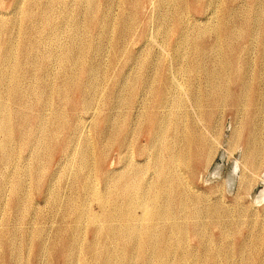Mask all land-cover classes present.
<instances>
[{
  "label": "rangeland",
  "instance_id": "374dc122",
  "mask_svg": "<svg viewBox=\"0 0 264 264\" xmlns=\"http://www.w3.org/2000/svg\"><path fill=\"white\" fill-rule=\"evenodd\" d=\"M14 1H0V15L5 13L9 15L13 9ZM105 1L110 2V0ZM115 1L116 5L109 14L105 5L102 4L103 16L105 14L106 16H111L113 20L110 22L107 36L102 40L98 36V32L94 30L93 25L86 27L88 22L83 17V11L72 12V7H61V9L55 10V17H57L55 22L57 24H60V20H62L60 13L72 15L80 19L79 32L82 35L81 39L83 41L81 44L86 45V48H84L87 51L90 49L85 60L88 61L87 64L99 67L96 73L97 77L94 76L95 79L91 81L95 83V86L91 85L87 87L86 93L89 103L85 105L82 104L78 94L84 90L83 86L88 82L87 75L83 71L81 72L82 69L78 65L74 69H71V66L73 67L71 62H56V58L47 56L48 51L51 50V45H54V40H56L53 36H48L49 40L46 38L44 43H37L34 38L30 39V36L24 37L20 32L30 28V22H23V20L10 28L13 33L11 39L8 36H0V46L2 48H4L5 42L8 39H10L12 45L17 47V54H15L13 61L12 58L10 61H6L0 56V71L4 70L5 72L0 85L2 92L7 98L6 101L9 105L7 107H9L10 111H22L20 103L26 102L29 105L28 110H26L30 115L34 112H40L48 120L56 117L55 114L62 115L59 117V122H61L59 125L61 129L59 131L60 136L58 135L52 140L48 138L45 140L43 138L39 144L33 141L22 147L21 143L13 141L10 143V148L14 149L12 160L5 162L3 159H0V181H2L0 184V264H33L37 259L35 254L37 252V238L35 234L38 230H41L44 238L50 242L54 240L65 241V239L70 237L67 233L71 228L75 215L72 212L71 205L67 201L71 197L77 199L79 196V189L75 187L73 182L79 180V177L82 175L78 158L79 151L82 148L79 147H84L87 143L80 140V144L78 143L79 150L77 149L78 153L75 152V155H72L70 158H67L57 148V144L63 143L64 139H66V136L77 121V116L82 120H80V127L83 128L84 135L92 137V142L95 141L99 132L104 133L107 131L102 121L103 117L106 115L111 116L117 123H121V118L125 117L134 129L133 133L127 138V143H130L128 147L130 146L131 149L130 147L129 149L133 150L134 159L132 158V162L141 163L144 167H140L139 169L144 173L143 177H145L146 181H151V186L156 184L160 176L155 173L153 157L156 152L158 153L157 150L159 149H161L159 150V154L161 152L160 156L165 157V152L163 151L165 145L164 142H159L154 147L155 145H150L146 136L141 137L146 129L147 122H143V116L146 112L158 116H164V114L172 112L176 115L182 127L190 126L192 122H197L196 124L205 130H207L205 126L208 127L207 131L211 132L208 134L212 137V143L215 146L214 156H211L212 159H209L207 162L195 165L196 173L184 171L186 173L184 183L186 184L187 191L189 190V197H187L188 204H191L192 199H195L198 201V206L203 210H208L212 205L218 203H222L226 209H230V215H204L197 219V222L204 227L202 236L207 240V254L215 256V264H264V151L262 156L263 166L259 172L254 173L252 170L246 168L244 164V143L248 136L247 128L249 124L256 127L260 125L259 140H261V149H264V54L261 47L264 33V0H228L229 12L225 10L226 0H200L201 4L205 6H196L195 0H166L165 2L164 0ZM72 2L78 1L72 0ZM209 2L211 6L207 5ZM177 13H179V17H177ZM260 14H263L259 19L262 22L261 28L259 23L256 25L252 20L253 17H258ZM225 16L230 18V27L234 28L236 33L230 37V72L231 68L235 66L234 72H239L238 75L245 73V76H249L248 80L250 84H258V86H261V89L253 86L244 95H237V86L230 82V95L235 97L238 108H234L231 104L232 97L230 96V103L229 100H225L218 104V107L212 106L211 108L209 106L201 110L197 106L195 98L197 95L203 96L202 89L207 84L204 70L201 66L197 67L194 71H191L190 68H185L192 63L200 62L202 58L207 61V64H212L215 57L226 54L224 50V47H226L225 43H223V40L220 41L217 38L221 37L217 30L221 27L223 17ZM9 18V16L6 17V19ZM177 19L184 20L183 24H178L179 21ZM56 23H53V25H56ZM90 23L93 24L92 22ZM64 24L66 26L63 25L60 34L62 45L67 43V38L71 33V30H69L71 29L70 25ZM210 25L215 31H212V34L208 33L198 40L200 45L213 46L209 50L208 56L201 57L202 54L198 48L194 47L193 40H186L182 43L177 41V34L181 29L192 38L197 29ZM124 26L126 27L124 28ZM39 28L42 33H45L46 26L43 23L39 25ZM49 28H52V26L50 25ZM74 28L76 29V27ZM106 29L103 28V30ZM246 29L248 31L252 29V33L250 35L246 33L243 36H238L240 33H245ZM35 44L40 49L39 51L35 50L37 48L34 47ZM97 44L100 45L98 51L94 48ZM224 58L226 57L224 56ZM83 61L81 59V62ZM71 70L75 73L76 82L83 80L81 82L82 88L76 86L74 89H65L62 93L46 92L44 98V102L46 103L42 107L35 106L40 95V84L52 82L62 85L67 81V73ZM168 78L172 80L171 82L176 89V92L175 89L174 92L181 99L180 102L182 101L181 106L174 103L171 105L167 104L165 107H159L156 103L158 88ZM16 80L18 81V93L22 97V100L19 99V101L10 98L9 93L10 86ZM33 86L36 87L35 91L31 92L30 88ZM120 94L126 99L132 98V102H122L121 98L123 96ZM71 103H76L79 106L72 108L73 105ZM203 111L209 112L212 115L210 121H207L204 117L202 120ZM98 122H100L99 128L96 130L95 125ZM74 130L77 131L78 128L74 127ZM236 132L238 136H236L233 142ZM113 135L114 137L112 136L113 138L110 142L97 146V153L99 155V150L103 152L104 161L100 167L94 164L95 178L93 177V181L94 190L97 193L95 192L96 200L93 198L91 199L93 201L89 202V204L93 203L92 206L90 205L91 208H89L91 211L99 210L103 206L101 210L106 212L114 210V207L117 208L115 210H118L121 206H119L121 204L120 199L112 198L108 195H110V191H113L112 181L117 176L119 177L124 172V169L125 171H129L130 168L126 166L120 169L121 155L118 148L120 137L115 132ZM1 140L2 134L0 133ZM231 142L235 144L231 146ZM139 147L145 153L134 150ZM155 149L157 150L155 151ZM97 153H95V157ZM133 163L130 166H133ZM16 169L18 172H16ZM143 170H146L147 173ZM102 171L111 174V177L110 174L108 177L109 183H111L109 184L110 186L108 185L110 191L101 182ZM106 191L108 193H105ZM158 196H162V193H159ZM98 197L100 198L98 199ZM146 200L148 202L144 203L145 205H157L152 201L151 197H147ZM221 200L223 202H219ZM16 203L20 206V211L15 209ZM92 207H94V210ZM136 213L141 215L142 209L137 207ZM165 218L171 219L178 226L184 224L192 227L194 222L193 219H190V216H185L184 213H173L171 216H166ZM85 219L86 221L84 222ZM218 219L225 220V225L216 226L215 224ZM115 222L120 223L119 221ZM82 223L79 229L80 232H83V240L87 241L93 238L92 229H94V225L88 216L83 219ZM226 225L227 229L225 228ZM194 227L190 231L191 234L188 235L180 231L173 233L171 245H168V258L172 262L174 261L173 264L176 263L179 253L184 250L189 259L192 260L194 258L197 259L203 254L202 250H200L202 248L199 235L201 229L198 226ZM224 229L227 232L225 235L222 234ZM228 231L231 233L229 234ZM26 240L32 241L28 247ZM242 241L247 244V250L243 252L246 258L248 256L253 257V254H256L261 258L260 261L256 262L254 260L253 262L251 258L247 260L244 255L241 256L237 253ZM122 249V244L116 243L111 244L108 251L114 256L112 257L114 261L116 259V261L121 260L122 264L134 263H130L129 259L125 258ZM155 249H150L151 251L149 249L146 250L145 256L149 253V256H146L147 259L152 255L151 258L155 257L159 248ZM225 252L230 254V261L225 258ZM54 253L55 249L53 248L46 251L45 258L40 257L39 259V261H42L40 264H60L59 261H56V258L54 259ZM115 254H118V256L116 255V257ZM121 255L124 256L123 259ZM245 260L247 261L245 262ZM116 261L112 263H118ZM146 264H151V262H147Z\"/></svg>",
  "mask_w": 264,
  "mask_h": 264
},
{
  "label": "bare ground",
  "instance_id": "6f19581e",
  "mask_svg": "<svg viewBox=\"0 0 264 264\" xmlns=\"http://www.w3.org/2000/svg\"><path fill=\"white\" fill-rule=\"evenodd\" d=\"M77 1L78 2L73 3L72 0H15L13 4L14 5L13 9L10 11L9 15H6V13L3 15H0L1 16L0 36H8L11 39V36L13 35V33H12V30H10V28L16 24H19L21 20H23V22L25 21H27L28 23L30 22L29 23L30 28L24 29L23 31L20 32V34L23 35L24 37L30 36V39L34 38L37 43H42V42L44 43L46 41L45 39L48 36H53V38H55L56 40H54V45L53 44L51 45L50 47L51 50L48 51L47 56L56 58L55 60L56 62L57 61L58 62H71V65H73V67L71 66V69H74V67L78 65L80 66L79 68L82 69L81 72L83 71V73L84 74L86 73L87 75L88 82H86L85 86H83L84 90H82L81 93L78 94V96L81 99L82 104L85 105L86 103H89L88 102L89 100L87 99V93H86L87 87L91 85L95 86V83L91 81L94 80L95 77H97L96 73L99 67L93 64H87L88 61L85 60V58H87L88 56L90 49H88L87 51V49H85L86 45L81 44V42L83 43V41L81 39L82 35L79 32L80 19H77L76 17H73L72 15H64L60 13V18L62 20H60V24H57L55 22V19L57 18L55 17L56 16L55 10L61 9V7L63 8L72 7V12H76L78 10L83 11L82 12L84 13L83 17L85 21L88 22L86 27L93 25L94 30L98 32V36L102 40L103 38L107 36L108 31L110 29V22L113 21L111 16H106V14L105 16H103L102 4L105 5L107 13L109 14L112 8L116 5V1L115 0H110V2L105 1V0H77ZM165 1L166 0H164V2ZM195 5L205 6L204 4H201L200 0H195ZM207 5L211 6L210 2L207 3ZM225 10L226 12H229L230 10V7L228 5V0H226ZM262 15L263 14H260L258 17L255 16L252 18L253 22H255L256 25L257 23H259L260 28L262 27V22L259 19ZM7 16H9L10 18L6 19ZM177 17H179V13H177ZM177 20L179 21L178 24L180 23L183 24L184 22V20H180V19H177ZM90 22H92L93 24H91ZM229 22H230V18H228L227 16L223 17L222 25L217 30V32L220 33L219 35L221 36L217 38L220 41L223 40V43H225V46H226L224 47V50L226 52L224 56L226 58H224V56L221 54L220 56H217L214 58V61H212L214 64L213 63L207 64V61L202 58L200 62L192 63L191 65L185 68V69L190 68L191 71H194L197 67L201 66L204 70L207 84L202 89L203 96L197 95V97L195 98V102L197 106L199 107V109L201 110L209 106L211 108L212 106L218 107V104L224 102L225 100H229V103H230V96L232 97L231 104L234 106V108H238L235 97L230 95V82L237 86V91H236L237 95H244L253 86H255L257 89H261V86H258V84L251 85L250 81L248 80L249 76H245V73L238 75L239 72L238 73L234 72L236 69L235 66L231 68V72H230V37L234 36L236 33H235V29L234 28L232 29L230 27ZM42 23L46 26V29L44 31L45 33H42L39 28V25ZM53 23H56V25H53ZM64 23H67L68 25H70L71 29L69 30H71V33L69 37L67 38L68 40L67 43L62 45L60 42V36H61L60 34L62 32L61 30L63 29V25H65ZM210 23L212 24V22ZM50 25L52 26V28H49ZM74 27H76V29ZM125 27L126 26H124V28ZM103 28H107V29L103 30ZM212 31H215V29L212 28L211 25L206 26L205 28L197 29L194 36L191 38L189 37L190 35L185 34V32H183L181 29L179 33L177 34V41L182 43L183 41H186V40L188 41L193 40L194 47L198 48V50H200L202 54L201 57H205L209 55V50H211L213 46L208 47L203 44L200 45L198 40L201 37L207 35L208 33H211ZM244 32L245 33H240L238 36H243L246 33L250 35L252 33V29H250V31L246 29V31ZM10 39L6 40L4 48L0 46V56L3 57L6 61H10L11 58L13 61L15 54H17V47L11 44ZM34 47H37L35 49L36 51L40 50L36 44L34 45ZM261 47H262V51L264 54V33H263V41H262ZM94 48L96 49V51H98L100 49V45L97 44L94 46ZM81 59L84 61L81 62ZM68 72H69L67 73L68 79L62 85H57L52 82H50L49 84H47L46 82H44L42 85L40 84V87H39L40 95H39V98L37 99V102H36L37 104L35 106L42 107L46 103L44 102L46 92L47 93L48 92L62 93L63 90L72 89V88L74 89L76 86L82 88L81 82L83 80H79L76 82L75 80L76 77H75V73L73 72V70L68 71ZM4 75H5L4 70L0 71V83H1L2 76ZM171 81L172 80L168 78L166 81H164L165 83H163V85L160 88H158V93H157L158 97L156 99V103L159 107H165L167 104L171 105L174 103L180 105L182 102V101L180 102L181 99L177 97L175 93L176 89L173 86V83ZM17 82L18 81L16 80L12 84V86H10V92H9L10 98H12L15 101L17 100L19 101V99L22 100L21 95L18 93V89H17L18 83ZM206 87L209 89L206 90L207 89ZM35 88H36L35 86L31 87L30 91L31 92L35 91ZM174 89H175V92H174ZM120 95L123 96L122 94ZM6 99L7 98L2 92V88L0 85V133L2 134V140L0 141V159H3L5 162H10L12 160V158L14 157L13 156L14 149L10 148V143H12L13 141L14 142L17 141L21 143V147H22V146H26L32 143L33 141H36L37 144H39L43 138L45 140L47 138L52 140L59 135V131L61 130L59 127L61 123L59 122L60 121L59 117H61L62 115L55 114L56 117L52 118L51 120H48L46 116H42L40 112L38 113L34 112L33 114L30 115L27 111L29 105L26 102L20 103L22 107V111H14V112L12 111L11 112L9 107H7L8 102L6 101ZM121 101L131 103L132 98L126 99L123 96L121 98ZM71 104L73 105L72 108L73 107L76 108L79 106L76 103H71ZM203 117L207 121H210L212 118V115L209 112L203 111L202 120L204 119ZM80 120L81 118H78L77 116V121L75 125H73V128L70 130V133L66 136V139H64L63 143L60 142L61 144L60 143L57 144V148H59V150H61L62 153L65 156H67V158H70L72 157V155H75L74 154L75 152L79 150L78 143L80 144V140H83V142L85 141L87 143L86 145H84V147H79L82 149L81 151H79V154H78L80 172L82 173L84 177L81 175V177H79V180H76L73 182L75 187L79 189V196L77 199H73L71 197L67 201V203L71 205L72 212L75 215L71 228L68 230V233L66 232L67 234L70 235V237L68 239H65V241H55L54 240L50 242L44 238L43 232L41 230H38L35 234L37 238V242H36L37 252L35 253L37 259L33 264H40V262L42 263L41 260L39 261L40 257L42 258L46 256V251H48L50 248L55 249V253L53 256H54V259L55 258L57 259L56 261L60 262V264H122L120 262L121 260H118V259H117L118 261H116L115 259V261L118 263H112V262H115L114 259H112V257L114 256L108 251L109 246H111V244H116V243L122 244V247H123L122 250H123L125 258H128L130 263L134 262L131 264H146L147 262H151V264H173L174 261L172 262L171 259L168 258V255H169L168 245L173 240L172 239L173 233L175 231L177 232L180 231L188 235V234H191L190 231H192V228L194 226H198V228L201 229V231L199 230L200 231L199 235L201 238L200 244L202 246L200 250H202L203 254L199 256L197 259L194 258L196 259L194 261V259L193 260L189 259L186 251L184 250L179 253L178 259L176 260L175 264H215V259H216L215 256L213 254H209V253L207 254L208 252V247L206 243L207 240H205L202 236L204 227L202 224L197 222V219H199L200 216H204V215H211V216L230 215V209H226L223 206L224 204L218 203L216 205H212L208 210H203L202 208L198 206V201L195 199H192V203L188 204L187 197H189L188 195L189 190L187 191L186 184L184 183V180L186 179V175H185L186 173L184 172L185 170H187V172H190V173H196L195 165H198L202 162H207L209 161V159H212L211 156H214L215 146H213L212 137L209 136L211 132L209 133L207 131L208 127L205 126L207 128V130H205L203 127H199L196 124L197 122L196 123L192 122L190 126L187 125L185 127H182L180 125L178 118L172 112L168 114H164V116L148 114V112L145 113V115L143 116V120H144L143 122L145 123L147 122V124H146V129L143 132L141 137L146 136L151 146L155 145L154 147H156V144H158L159 142H164V145H165L164 150H163L165 152V157L160 156L161 152L159 154V150L161 149H159L158 147L157 148L159 150L155 149V151L157 150L158 153L156 152V154L153 157L154 158L153 164L155 165L154 166L155 173L158 176H160V178L157 180L154 186H151V181L150 180L146 181L145 177H143L144 173L142 172L141 169H139L140 167H144V166L139 162H134V163L132 162V158L134 157L133 150H130L131 149L130 146H129L130 147L129 149L128 145L130 143L129 144L127 143V138L133 133L134 129L130 126L131 124L128 123L125 117L121 118L122 121L121 123L118 122L119 125L117 121H114V119H112L111 116L106 115L105 117H103L102 121L107 131H105L104 133L99 132L94 142H92V139H91L92 137L84 135L83 128L80 127ZM99 123L100 122H98L95 125L96 130L97 128H99ZM74 127H77L78 130L77 131L74 130ZM259 128H260V125H257L256 127L255 125L249 124V127L247 128L248 136L244 143V149H245L244 164L246 168L252 170L254 173L259 172L264 164V163L262 164V156H263L264 149H261V142H260L261 140H259V133H260ZM81 130H82V133H81ZM114 132L116 135L120 137V140L118 141V148H119V152L121 155L120 169H123L124 167L127 166L128 168H130V170L125 171L124 169V172H122L119 175V177L117 176V178L112 181L113 183L112 192L110 191V187H108V185L111 184L109 183L110 181L108 179L110 173L102 171L100 178H101V182L103 183V185L106 186V188H109L110 195L108 194L107 195L111 196L112 198L120 199L121 204H119V206L120 205L121 206L118 208V210H115L117 208L114 207V210L104 212L103 210H101V208L103 209V206L101 205L102 207L99 208V210L91 211V209L89 208H91L90 205L92 206L93 203L89 204V202L93 201L91 199L93 198L95 199V194L97 193L94 190V181H93V177L95 174L94 164L96 166L99 165L100 167V165L104 161L103 152L99 150L100 151L99 155L97 153V146L104 144L106 142H110L112 138L114 137L113 135ZM236 136H238L237 132L234 134L233 142ZM233 142H231V146L235 144V143L233 144ZM95 148H96V151H95ZM134 150H138L141 153H145L141 147L136 148ZM127 152L129 153V155ZM95 153H97L96 157H95ZM131 163H133L134 165L130 166ZM146 170L145 171L143 170V171L147 173ZM16 172H18L17 169H16ZM110 177H111V174H110ZM1 183L2 181H0V184ZM4 189L6 188L4 187ZM105 193H108V192L106 191ZM159 193H162V196H158ZM147 197H151L152 201L155 202L157 205H152V204L150 206L145 205L144 203L148 202V200H146ZM99 198L100 197H98V199ZM219 202H223V201L221 200ZM59 204L62 206L61 203ZM111 206L113 207L112 204ZM137 207L142 209L141 215L136 213ZM92 208L94 210V207ZM15 209L17 211H20V206L17 203L15 204ZM173 213H184L185 216H190V219L194 220L192 227H188L184 224H181L180 226H178L171 219L165 218L166 216H171ZM86 216L90 218L91 223L94 225V229H92L93 238H90L87 241H85V239L83 240L84 238L83 232L82 231L80 232V229H79L81 228L79 226L83 224L82 221ZM85 221L86 219L84 220V222ZM115 221H119L120 223H117ZM224 221L225 220L218 219L215 225L218 227H220L221 225H225L226 221L225 222ZM125 222H128V223H125ZM114 223H117L118 225ZM199 225L201 226L199 227ZM226 227L227 225L225 226V228ZM85 233H86V230H85ZM226 233L227 232L224 229L222 234L225 235ZM196 237H199V236H196ZM31 242L32 241L30 240L29 241L26 240L27 247L31 245ZM61 242H63V244H61ZM246 245L247 244L242 241L240 243V247L238 248L237 253L241 256L244 255L245 259L247 260H250L251 258L253 259V262L254 260L256 262L260 261L261 258H259L256 254H253V257L248 256L246 258V255L243 254V252L247 250ZM155 248L156 249L159 248V250L157 254L155 255V257H153L154 259L151 258L153 255L147 259L146 256H149V253L146 254L145 256V253H147L146 250L149 249V251H151L150 249H155ZM224 254H225V258L230 261V254L226 252ZM116 255L118 256V254H115V256ZM124 256L121 255V258L123 259ZM247 260H245V262ZM152 261H154V263H152ZM247 264H251V263H247Z\"/></svg>",
  "mask_w": 264,
  "mask_h": 264
}]
</instances>
